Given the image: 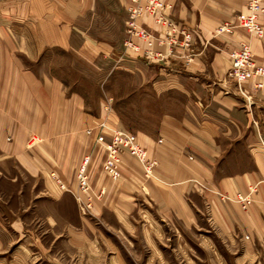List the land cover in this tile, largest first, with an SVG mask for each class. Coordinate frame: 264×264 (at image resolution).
Segmentation results:
<instances>
[{"label": "crops", "instance_id": "0c3cea01", "mask_svg": "<svg viewBox=\"0 0 264 264\" xmlns=\"http://www.w3.org/2000/svg\"><path fill=\"white\" fill-rule=\"evenodd\" d=\"M246 2L172 0L174 19L192 31L191 45L157 43L158 57L130 58L145 94L171 99L154 121L149 105L129 123L139 126L131 132L157 161L154 176L145 177L140 161L123 151L121 177L112 180L101 169L104 148L86 133L97 115L65 79L89 77L93 67L100 75L110 59L119 60L130 1L0 0V264H36L42 256L55 264H71L73 256L79 260L73 264H176L173 253L201 264L197 251L212 253L218 264H229L224 253H235L230 264H264V86L253 90L246 83L247 103L226 77L231 52L242 40L264 64V35L240 26L215 33L220 23L245 13ZM139 22L164 34L149 14ZM46 51L54 55L41 65ZM57 52L74 59L58 67ZM113 113V123L123 127L116 108ZM84 157L90 183L101 193L92 214L117 225L119 235L93 232L89 217L49 176L55 171L74 190ZM236 192H251L257 200L243 210ZM65 200L71 203L60 210ZM206 204L218 234L199 235L206 247L193 246L185 229L199 231L198 206ZM30 211L48 233L24 227ZM168 225L174 237L169 247L163 241Z\"/></svg>", "mask_w": 264, "mask_h": 264}, {"label": "rangeland", "instance_id": "374dc122", "mask_svg": "<svg viewBox=\"0 0 264 264\" xmlns=\"http://www.w3.org/2000/svg\"><path fill=\"white\" fill-rule=\"evenodd\" d=\"M162 1H163V9L165 11L166 17L168 19H171L173 22H175L179 25L178 30L174 31L171 29V27L169 29V28H166L164 26H161L164 29V34H163L164 36L158 35V34L154 33L153 31H151L150 29L146 28L144 25H142L139 22L140 17L137 20V22L148 33H150L152 35V37H153L152 45L149 48L153 50L154 54L149 55V56L146 55V52H144V51L147 49V44L145 41H143L139 38L134 39L137 43L136 49H134V50L126 49L125 44H124V41L128 37L127 32H126L127 31L126 30L127 29V22H126L125 36H124L123 43H122L123 52L120 55V57L118 58L119 60L113 61L112 59H110V61L105 64L106 67L104 66L105 68H104L103 72L100 73V75H98L99 74L98 69L93 67L90 69V71H88V73L90 75L89 77H79L78 76V77H75L72 79L71 78L65 79L66 84H69L70 88H72L74 90H79L83 93V96L85 97L86 102L90 105L89 107L93 108V109L90 108L89 112L91 114L97 115V117L94 118L93 121L89 124V127H87V129H86L87 134H89L91 136L95 135V137H96V134L103 133L105 139H108V140H109L110 134L115 130L134 134L133 132H131V130H133L134 128H138L139 126L138 125H132L129 123L133 122L134 118L138 115H141V117H143L144 112H145L144 111L145 106L148 108L150 105V107L152 109V110H150V112L152 114L151 117L154 121V119L158 118V114L160 113V111H162L164 108H166L168 105L171 104V101H170L171 99L168 98V96L163 97V96L145 94L144 91L146 88H144L143 86H140L141 77H139L135 72L131 71V69H130L131 66H134L136 64V62L130 61V60H132L130 58H133L134 56H136L138 58L143 57L147 60L158 57L160 55V51H157L155 49V46H154L157 43H159V44L160 43H168L170 46L181 44L184 47H189L192 43V31L190 29L180 25L174 19L173 15H172V9H173L172 0H162ZM262 6L264 8L263 2H262ZM246 12H247V2H246ZM263 12H264V10H263ZM262 13H260V15L258 14V19L260 20V22L264 23V21L261 20V14ZM146 14H148V13H146ZM149 15H151L152 17L154 16L152 14H149ZM238 15L239 14L236 15V21L231 22L234 25H236L233 29H231V31H220V32H218L217 28L222 23H224V22H222L216 27L215 33L216 34L224 33V32L232 33L236 27H239V26L243 27V26L238 24V17H237ZM153 20H154V17H153ZM127 21H128V18H127ZM154 22L156 23L155 20H154ZM225 22H228V21H225ZM157 24L161 25L159 23H157ZM243 28L249 33V35L256 36V37H262L264 35L263 34L262 36H257L255 34L249 32L245 27H243ZM182 31H185V33L189 34V36H190L188 44L182 43V40H183V32ZM168 40L171 42H169ZM242 42H246L249 44V50H250V54L253 58V63L255 65H260V66L264 67V64L258 63L256 61V59L254 57V53L252 51V46H251L250 41L248 39L240 41L238 48L235 51L231 52V57H232L231 62H230L229 67L227 68V71H226V77L228 79H232V81L235 83L236 87H237L236 81L234 80L232 75L229 73V70L231 67L233 56L235 55V53L237 51H239V49H241ZM156 53H159V54H156ZM50 54L51 53L48 51H46L42 54V58H44V59H42V61L40 63L41 65L43 64V62H47V60L49 58L53 57L54 54L53 53L51 55ZM127 55H131L132 57H129ZM56 56L58 59V61L56 63L58 67H60V66L63 67L66 64H68V61L71 58L74 59V56L71 57V55H69L67 53H62V52H57ZM27 64L32 65L31 62H28ZM140 64H142V66H143L145 63H140ZM113 65H115V66L117 65V67L113 68ZM73 66L79 69L81 64L78 62H74ZM139 66H141V65H139ZM136 71H138V70H136ZM106 73H107V75H106ZM253 82L254 81L252 79L251 80H245V82L242 85L243 91L248 95L247 97L245 95H242L238 91V88H237L238 93L247 100V103H248V101L250 102L249 99L251 98L250 97L251 95L246 90L244 85L246 83H250L251 88L253 90L260 89L264 86V84H263L262 87L255 88L253 85ZM115 108L120 113L121 118L124 121V123H126L123 127L118 126V125L113 123V119H114V113L113 112H114ZM135 119L137 120L138 118H135ZM141 128H144V126H142ZM150 128H153V127H150ZM136 139H137V137H136ZM95 142L98 143L96 141V139H95ZM98 144H100V143H98ZM100 145L102 146V144H100ZM143 149L145 150L144 147H143ZM123 151H127L128 153H130L128 150H123ZM121 153L119 154V160H120ZM145 153L147 154L146 150H145ZM105 155H106V152H105ZM131 155H133V154H131ZM133 156L136 157L135 155H133ZM88 159H89L88 157H84L79 162V164L76 168V171H75V180H76V172H77L79 166L83 162L86 163L85 169L88 173V170H87ZM136 159H138V158L136 157ZM149 159H151V158H149ZM104 160H105V156H104V159H103L102 164H101V169L104 172V174L107 175L112 180H118L121 177V171H120V176L116 179H113L110 175L107 174V172L105 171V169L103 167ZM152 160L154 161V163H153V166L151 167V170L149 173H147L145 171L143 164L140 161V163L143 167L144 176L148 177V178L154 176V169L157 166V161L155 159H152ZM118 167H119V162H118ZM119 170H120V168H119ZM51 172L55 173L56 176L51 175ZM51 172L49 173V176L54 181V183L57 184L58 188L61 191L68 192L69 195L74 199L79 212L81 214L89 217L91 227L94 228L93 232L98 233L99 230L102 231L104 229L105 231H107L108 233H111L112 235L114 233H117V235H119L117 225H112L111 223H105L103 220L93 216L92 211H91L92 205H93V200H95L97 197H99L101 193L97 192L94 189V187L90 183V178H89V189L87 191L79 190L77 187V183H76V188L73 190L70 187L66 186V184L63 182L61 177L55 171H51ZM88 177H90L89 173H88ZM28 182L30 183V181H28ZM28 182H26V183L29 186ZM62 184H63V187H62ZM30 185H32V184H30ZM251 192H250V194L253 196V202L246 209L242 208L241 205L239 204V202L236 200V198H235L236 193L233 196V198L237 201V203L240 205V207L243 210H247L257 200L256 197H254L253 193H251ZM30 193L31 192H27L26 194L29 195ZM263 197L264 196H262L259 201L264 206V200H263L264 198ZM65 201L67 203L64 204V206L61 205L60 210H61V208L65 209V206L69 205L71 203L70 200H65ZM88 202L90 203L89 206H87ZM12 205L15 206L16 202L15 203L13 202ZM197 212H198V214L201 215V218H202V220H200L201 228H199V231H198V228H194L195 231H190V232L187 231V229H185L186 236H187V234L189 235V233H190V236L193 237L189 240V242L193 246H195V244L192 241H195V242H200L201 245H205V247H206V244L204 243V238H202V236L200 238L199 235H202V234L217 235L218 233L216 232L217 231L216 227L214 226L213 220L211 219L210 208L208 207V205L206 204L204 206L203 205L198 206ZM61 213L64 214V212H61ZM28 216H30L31 221L24 222V227L27 230L29 229L30 232L35 231V233H37V234L41 233L42 235H45V233H48V231H50L48 229L46 223H43V222L40 223L38 221V219H36L32 216L31 211L29 212ZM3 224H7V223L3 221ZM165 227H166V237L163 239V241L165 243L164 245L169 247V246H172V243L174 241V237L172 235V229H170L169 225H168V227L167 226H165ZM213 239L215 240V242L216 241L219 242L218 240L222 241L219 237H216V239L215 238H213ZM43 240H44V242H48V237L44 238ZM116 240L124 246L129 247L131 245L127 241V239L124 238L123 236H117ZM6 241L7 240H5V242ZM134 243L136 245V242H134ZM30 245H32L31 240H30ZM221 245H223V244L221 243ZM224 247L225 246L223 245L221 251L224 250ZM195 253L198 255V257H200L199 262L201 264H208V263L218 264L219 263L217 259H214V257H213L214 255L208 251L207 252L197 251ZM173 255L176 256L177 263L179 260L178 264H187L186 260L181 259L178 254L173 253ZM229 255H228V253L223 254V256L227 258V261L230 264L229 260L231 258L233 261H235L234 260L235 253L234 254L232 253ZM58 257H59V255H58ZM68 259L71 262V264H73L75 262H79L78 257H76V256L68 257ZM92 259H93V257H92ZM92 259H90V262L93 261ZM35 262H36V264H55L54 262L49 261L47 258H43V256L40 257L39 259H37ZM233 264H235V263H233ZM236 264H240V263L236 262Z\"/></svg>", "mask_w": 264, "mask_h": 264}, {"label": "built area", "instance_id": "2783aa9c", "mask_svg": "<svg viewBox=\"0 0 264 264\" xmlns=\"http://www.w3.org/2000/svg\"><path fill=\"white\" fill-rule=\"evenodd\" d=\"M262 2L263 0H247V12L237 16L238 24L257 36H262L264 34V23L260 22L258 19V14L260 15L264 10ZM146 13L154 15L153 17L156 23L169 29L171 27L174 31L179 29V25L166 17L162 0H130L126 29L128 37L124 41L125 47L131 50L136 49L137 43L134 39L139 38L146 42L147 49L144 52L149 56L154 54L153 50L149 48L152 45L153 37L137 22L138 18ZM235 26L236 25L231 22H224L218 26L217 31H231ZM182 32V43L188 44L190 36L185 33V31ZM229 73L236 81L238 91L246 97L248 95L243 91L242 86L245 80L252 79L255 88L262 87L264 84V67L253 63L249 44L246 42H242L241 49L233 56ZM95 139L98 143L102 144L105 149L106 155L103 167L107 174L113 179L120 176L118 162L119 154L123 150H128L131 154L135 155L143 164L145 171L147 173L150 172L154 161L149 159L134 134L115 130L110 134L109 140L105 139L103 133L96 134ZM85 165L86 163L83 162L76 172L77 187L81 191H87L89 189V177ZM51 175L54 176L55 173L51 172ZM235 198L244 209L253 202V196L250 193L236 192ZM89 205L90 203L88 202L87 206Z\"/></svg>", "mask_w": 264, "mask_h": 264}, {"label": "bare ground", "instance_id": "6f19581e", "mask_svg": "<svg viewBox=\"0 0 264 264\" xmlns=\"http://www.w3.org/2000/svg\"><path fill=\"white\" fill-rule=\"evenodd\" d=\"M241 193H243V192H241Z\"/></svg>", "mask_w": 264, "mask_h": 264}]
</instances>
